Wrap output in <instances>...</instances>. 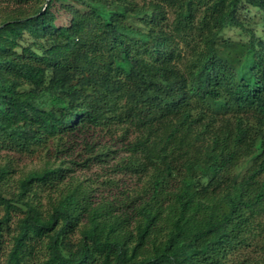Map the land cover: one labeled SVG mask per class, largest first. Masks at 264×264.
<instances>
[{
	"label": "trees",
	"instance_id": "trees-1",
	"mask_svg": "<svg viewBox=\"0 0 264 264\" xmlns=\"http://www.w3.org/2000/svg\"><path fill=\"white\" fill-rule=\"evenodd\" d=\"M0 264H264V0H0Z\"/></svg>",
	"mask_w": 264,
	"mask_h": 264
},
{
	"label": "rangeland",
	"instance_id": "rangeland-1",
	"mask_svg": "<svg viewBox=\"0 0 264 264\" xmlns=\"http://www.w3.org/2000/svg\"><path fill=\"white\" fill-rule=\"evenodd\" d=\"M226 37H237V32L234 30L226 29L223 33ZM100 133V132H99ZM102 135V133H101ZM100 136V135H99ZM106 138V137H105ZM13 158V164L15 166V169L17 170V178L22 175L23 173L31 170V169H38L44 165V162L46 158L44 157L42 152L35 153V154H23V153H17V154H9ZM19 212L16 213L18 215ZM91 235L92 233L89 232ZM6 239V238H5ZM7 244V240L3 243V246Z\"/></svg>",
	"mask_w": 264,
	"mask_h": 264
}]
</instances>
